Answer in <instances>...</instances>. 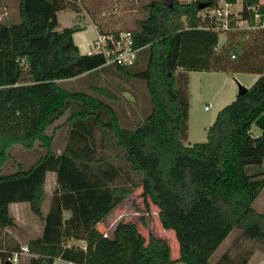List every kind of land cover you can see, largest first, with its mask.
<instances>
[{
	"label": "trees",
	"instance_id": "1",
	"mask_svg": "<svg viewBox=\"0 0 264 264\" xmlns=\"http://www.w3.org/2000/svg\"><path fill=\"white\" fill-rule=\"evenodd\" d=\"M202 1L145 3L147 15L132 29L140 49L125 65L80 52L77 25L58 28L57 11L73 7L71 0H19V21L0 23L1 247H18L6 233L16 225L9 207L27 202L43 224L26 242L33 253L26 264H53L56 257L85 264H248L256 246L264 249V213L254 206L264 188V130H252L264 112V29L229 32L219 46V32L198 15ZM108 70L146 83L151 110L131 126L122 124L113 103L120 97L110 86L93 83L92 93L62 84ZM192 70L258 74L219 109L207 138L195 142L188 141ZM66 112L65 142L55 151L47 128ZM36 142L45 151L29 166L2 170L11 145ZM49 171L55 184L43 213ZM139 186L147 206L158 205L163 227L175 231L179 257L165 238L150 232L147 239L135 221H119L110 235L98 229ZM235 228L241 229L235 246L251 245L229 248L212 263Z\"/></svg>",
	"mask_w": 264,
	"mask_h": 264
},
{
	"label": "rangeland",
	"instance_id": "2",
	"mask_svg": "<svg viewBox=\"0 0 264 264\" xmlns=\"http://www.w3.org/2000/svg\"><path fill=\"white\" fill-rule=\"evenodd\" d=\"M18 1L19 0H0V23L11 24L19 21L20 16ZM150 1L152 0H113V3H111L112 5L109 3V5L102 7V9L98 11L97 16V9H91L86 5H83L86 8L85 11H82V8L80 7L79 12L81 11L82 14H77L76 18L84 17L88 14L92 18L99 19L109 17L107 19L110 20L111 16H113V28H110L111 30L134 29L137 27V19L147 15V10L143 7V5ZM59 18L61 25H59L58 28H61L63 25L70 26L75 20L74 14L67 12V10L61 11ZM95 36V29L91 25L74 34V39L79 45L80 52L90 51L91 42ZM227 36V33L222 34L219 46L226 41ZM236 39L241 40L242 37L237 35ZM246 39L252 40L253 37L248 36ZM238 72L239 73L236 74V77H234L237 84H251L258 77L257 73L248 71ZM227 75H230L228 77H231L232 74L220 71H191L189 90L190 94H192V99L190 105L189 123L192 138H198L197 136L207 133L210 125H208V122L204 120L209 119L218 113L217 105L214 104L213 94L220 87L227 86L225 78ZM93 83H96L98 86L108 85L114 93L119 95V100L113 101V103L120 113L122 124L126 126H131L138 118H143L151 110L150 94L145 81L137 80L129 82L123 79L114 70L113 72L110 70L100 71L95 76L91 74H82L76 78L66 79L62 82V84L67 88L81 89L94 93V90L90 88V85ZM206 105H208V108H206ZM66 116L67 112L55 120L47 128V133L53 134L52 149L55 151H58L65 142L67 128ZM213 121L209 124H212ZM252 130L255 135H257V132L259 133L261 131L260 133H262L263 131L259 126H257V124L253 125ZM205 139L198 138L194 141H201ZM44 151L45 148L38 142H36V144H34L31 148H25L19 143L13 144L8 148V158L3 164L2 170L11 171L16 169L18 165L27 167ZM54 184L55 173L53 171H49L47 172L45 182L46 194L41 204L43 213H46L48 210L49 196ZM142 191V186H139L132 193H130L122 203H120L107 215L104 221L97 224L98 229L110 235L119 221H135L138 224L140 231L147 239L150 232L165 238L171 246L172 256L174 258L179 257L180 247L175 231L173 229H166L163 227L159 218L158 205L150 202V206L148 207L147 202L142 195ZM21 203L24 205L15 203L10 205V212L16 219V225L6 230V233L10 238V240H8L10 244H13L14 241L18 242V244L26 243L29 238L39 235L42 230L43 222L40 216L32 212L27 202ZM254 206L258 211L264 213V188L255 200ZM240 235V228H235L231 231L227 238H225V240L212 254L210 258L211 262L215 263L217 258L229 248H233V250L237 251L242 249L244 245H251L249 242L242 240L243 246L240 248L235 246L236 240L240 241ZM72 242L80 245H83L84 243L82 240H72ZM28 257L29 256L23 257L20 260V264H26ZM53 264H67V262L65 259L56 257ZM179 264L186 263L179 261ZM248 264H264V249L256 246V250Z\"/></svg>",
	"mask_w": 264,
	"mask_h": 264
},
{
	"label": "built area",
	"instance_id": "3",
	"mask_svg": "<svg viewBox=\"0 0 264 264\" xmlns=\"http://www.w3.org/2000/svg\"><path fill=\"white\" fill-rule=\"evenodd\" d=\"M204 2L207 4L200 8L198 15L207 28L227 34L232 31L249 32L264 29V0H205ZM139 49L140 47L134 45L132 29L107 32L97 29L90 51L101 53L105 63L125 65L135 61ZM31 255L33 253L30 252L26 243H21L10 250L0 246V260L3 259L4 264H20L23 257ZM66 262L67 264H85L70 260Z\"/></svg>",
	"mask_w": 264,
	"mask_h": 264
},
{
	"label": "crops",
	"instance_id": "4",
	"mask_svg": "<svg viewBox=\"0 0 264 264\" xmlns=\"http://www.w3.org/2000/svg\"><path fill=\"white\" fill-rule=\"evenodd\" d=\"M71 1L74 3V6L73 7H66V8H63V9H60V10L57 11L59 25H61L60 18H59L60 12L61 11H64V10H67V12H71V13L74 14V19L75 20L72 23V25L75 24L78 27H80L79 30L86 29L87 26L91 25V26L94 27L95 32H96V30L98 28L101 29V30H104V31H111L110 28H113V16H111V18L109 20V19H107L109 17H107V18H99L98 19V18H92L90 15L86 14V16H84V17L76 18V15L77 14H82L81 11L79 12V9L81 7L82 8V11H85L86 8L83 5H86L87 7H90L91 9H97L96 10V16H97L98 15V11H100L102 9V7H104L106 5H109V3L110 4L113 3V0H71ZM72 25H70V26H72ZM79 30H76L73 33V39H74V34L77 33ZM222 34H225V33L219 32V41L221 39ZM74 42L76 43L75 39H74ZM78 47H79V45H78ZM86 52H90V51H86ZM192 71H194V70H192ZM202 71H220V72H225L227 74H232L233 75V76L231 75V77H228L230 75H227L225 77L226 78L227 86L226 87H220L213 94L214 104L217 105V109L219 111V109H221L224 105H226L227 103L231 102L232 100H234L236 98V96L238 94V84L235 82L234 77H236V74H238L239 72L230 73V72L224 71V70H202ZM189 74H191V71L189 72ZM252 84H253V82L251 84H247V85L245 84V85L249 87ZM191 95L192 94H190V105H191V99H192V96ZM189 115H190V112H189ZM216 115L217 114H215V116H212L209 119H206L204 121H207L208 122V125H211L209 123H211V121H213L215 119ZM254 124H256V123L254 122L253 125ZM205 128H206V126H205ZM252 128H253V126H252ZM205 132H206V130H205ZM260 132L259 133L257 132V134H260ZM197 137L200 138V139H205V138H207V133H205L203 135H200V136H197ZM198 138H192L191 137L190 123H189V137H188V141L193 142L195 139H198ZM13 203H15V204H22L21 202H12V203H10V205L13 204ZM22 205H24V204H22Z\"/></svg>",
	"mask_w": 264,
	"mask_h": 264
},
{
	"label": "water",
	"instance_id": "5",
	"mask_svg": "<svg viewBox=\"0 0 264 264\" xmlns=\"http://www.w3.org/2000/svg\"><path fill=\"white\" fill-rule=\"evenodd\" d=\"M206 4L207 3H205L204 1H202L199 4V7L202 8ZM238 87H239L238 93H244L245 91L248 90V86H246L245 84H242V83H238ZM255 123L264 130V112L255 120Z\"/></svg>",
	"mask_w": 264,
	"mask_h": 264
}]
</instances>
